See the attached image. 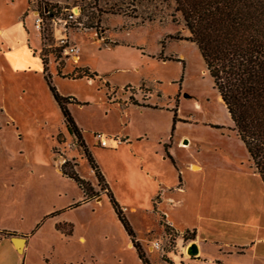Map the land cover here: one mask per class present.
<instances>
[{
  "label": "rangeland",
  "instance_id": "374dc122",
  "mask_svg": "<svg viewBox=\"0 0 264 264\" xmlns=\"http://www.w3.org/2000/svg\"><path fill=\"white\" fill-rule=\"evenodd\" d=\"M63 1L0 0V261L142 264L108 191L150 264H264V187L173 3ZM46 3L82 8L75 64L49 23L34 29ZM3 231L26 238L23 254ZM190 232L213 254L189 260Z\"/></svg>",
  "mask_w": 264,
  "mask_h": 264
},
{
  "label": "trees",
  "instance_id": "16d2710c",
  "mask_svg": "<svg viewBox=\"0 0 264 264\" xmlns=\"http://www.w3.org/2000/svg\"><path fill=\"white\" fill-rule=\"evenodd\" d=\"M30 1L27 0L28 4ZM170 1L173 3L171 21L176 23L175 14L180 15L188 32L185 40L197 47L218 97L264 187V0ZM48 55L43 45L40 58L44 67L48 63ZM50 92L60 107L62 102H66L53 87H50ZM62 111L67 125L75 133L68 113L63 108ZM77 140L82 144L78 135ZM90 164L98 184H102L101 188L105 190L97 168L91 161ZM106 195L131 239L138 259L142 264H150L138 248L111 194L107 191ZM152 204L154 212L155 203ZM160 224L169 234L172 229L161 221ZM188 240H194V233Z\"/></svg>",
  "mask_w": 264,
  "mask_h": 264
},
{
  "label": "built area",
  "instance_id": "2783aa9c",
  "mask_svg": "<svg viewBox=\"0 0 264 264\" xmlns=\"http://www.w3.org/2000/svg\"><path fill=\"white\" fill-rule=\"evenodd\" d=\"M38 1V0H36ZM66 13L65 17L57 16L55 11H48V7L41 5L36 8L33 13V26L36 32L40 35L43 32L46 22L50 24L53 31V38L56 42L55 46L61 50L64 56H67L74 64L78 62V48L73 45L68 37V25L72 22H76L77 18L82 13V8L78 6H73L70 9H63ZM94 139L98 141V144L101 147H107V139L102 137L101 135H95ZM118 144L121 140L114 139ZM155 249H158L159 246L156 244L154 246Z\"/></svg>",
  "mask_w": 264,
  "mask_h": 264
},
{
  "label": "crops",
  "instance_id": "0c3cea01",
  "mask_svg": "<svg viewBox=\"0 0 264 264\" xmlns=\"http://www.w3.org/2000/svg\"><path fill=\"white\" fill-rule=\"evenodd\" d=\"M35 1H36V0H35ZM26 2H27V0H26ZM46 2L49 3V4H58V5H61L64 1H63V0H46ZM30 5H31V1H30L29 4H28V2H27V6L30 7ZM31 12H32V16H33L34 10H32ZM122 143H126V141L123 140V141H121L119 144H122ZM116 144H118V143L116 142ZM183 145H185L184 142L182 143V146H183ZM98 199H99V198H98ZM153 200H154V199H153ZM152 202H153V201H152ZM159 205H160V200H158V202L156 203L158 213H159V210H158ZM152 212H153V211H152ZM153 214H154V213H153ZM159 214H160L161 216H163L164 219L166 220V218H165L164 215H162L161 213H159ZM166 223H167V225H169V226L172 228L171 224H169L167 221H166ZM172 229H173V228H172ZM173 230H174V229H173ZM174 231H175V230H174ZM190 233H194V232H190ZM15 235H16V234H14V233H11V232H8V231H3V233H2V238H3L4 240H7V241L9 242V244H10L9 246H11V249H12L15 253H17V254H23V253L25 252V249H26L27 240H26V238L23 237V239L25 240L24 247L22 248V253H18L17 249L13 246V244H12V242H11V238H13V237H17V236H15ZM136 240H137V239H136ZM136 240H135V241H136ZM189 242H190V243H189V246L186 247L187 253H188V249L191 247L192 244H194V245L196 246V251H197V254H196L195 256H191L192 258L189 259V260H191V261H192L194 258L201 257L202 255H207V254H210V252H212L211 249L202 248V246L199 244V242H197V238H196L195 233H194V240L189 241ZM203 243H204V245H206V244H207V241L204 240ZM128 246L131 247L132 249H134L133 246H132L131 241H130V244H128ZM212 254H213V252H212ZM0 264H4V262H3V261H0Z\"/></svg>",
  "mask_w": 264,
  "mask_h": 264
},
{
  "label": "water",
  "instance_id": "95a60500",
  "mask_svg": "<svg viewBox=\"0 0 264 264\" xmlns=\"http://www.w3.org/2000/svg\"><path fill=\"white\" fill-rule=\"evenodd\" d=\"M11 242L13 246L17 249L18 253H22V248L24 247L25 240L23 238L13 237L11 238ZM196 254V246L192 244L191 247L188 249V255L195 256Z\"/></svg>",
  "mask_w": 264,
  "mask_h": 264
}]
</instances>
